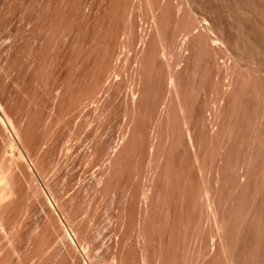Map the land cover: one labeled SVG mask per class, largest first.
Returning <instances> with one entry per match:
<instances>
[{
	"label": "rangeland",
	"instance_id": "374dc122",
	"mask_svg": "<svg viewBox=\"0 0 264 264\" xmlns=\"http://www.w3.org/2000/svg\"><path fill=\"white\" fill-rule=\"evenodd\" d=\"M0 104V264H264V0H0Z\"/></svg>",
	"mask_w": 264,
	"mask_h": 264
},
{
	"label": "bare ground",
	"instance_id": "6f19581e",
	"mask_svg": "<svg viewBox=\"0 0 264 264\" xmlns=\"http://www.w3.org/2000/svg\"><path fill=\"white\" fill-rule=\"evenodd\" d=\"M0 109L3 110V106H1V104H0ZM2 110H1V111H2ZM3 114H4V113H3ZM6 116H7V115H6ZM7 118H8V117H6V119H7ZM7 120H8V119H7ZM9 121H10V120H9ZM10 122H11V121H10ZM10 122H8V123L11 124ZM11 125H12V124H11ZM1 171H2V170H1ZM0 174H1V173H0ZM0 176H2V175H0ZM2 177H5V176H2ZM2 177H0V179H1ZM7 181H8V179H7ZM5 183H6V182H4V184L2 183V184L4 185V187L7 186V185H5ZM1 186H2V185H1ZM4 187H3V189H6V190H9V188H10V187H8V188H6V187L4 188ZM10 190H11V189H10ZM7 192H8V191H7ZM6 194H8V193H6L5 190H0V200H1L3 197L5 198V195H6ZM6 197H7V195H6ZM2 201H3V199H2ZM50 205H51L54 209H56L55 206H54V204H53V202H52V200H51ZM56 211H57V209H56ZM56 213H58V211H57ZM70 236H71V235H70ZM71 238H72L71 240H72V242H73L74 239H73L72 236H71ZM74 242H75V241H74Z\"/></svg>",
	"mask_w": 264,
	"mask_h": 264
}]
</instances>
